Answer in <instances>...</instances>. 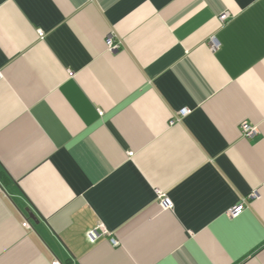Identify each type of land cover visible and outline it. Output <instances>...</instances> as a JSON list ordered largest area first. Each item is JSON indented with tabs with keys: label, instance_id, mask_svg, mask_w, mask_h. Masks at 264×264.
<instances>
[{
	"label": "crops",
	"instance_id": "0c3cea01",
	"mask_svg": "<svg viewBox=\"0 0 264 264\" xmlns=\"http://www.w3.org/2000/svg\"><path fill=\"white\" fill-rule=\"evenodd\" d=\"M0 71V264H264V0H0Z\"/></svg>",
	"mask_w": 264,
	"mask_h": 264
},
{
	"label": "built area",
	"instance_id": "2783aa9c",
	"mask_svg": "<svg viewBox=\"0 0 264 264\" xmlns=\"http://www.w3.org/2000/svg\"><path fill=\"white\" fill-rule=\"evenodd\" d=\"M229 17V14L228 13H225L221 16V20L222 21H225L227 20ZM41 36H43L42 33H40ZM209 43H210V47L212 48V50H216L219 48L220 44L217 40V38L215 36L211 37L210 40H209ZM107 47L109 49V51H112V50H115L119 47V44L116 43L114 41V38L112 36H110L108 39H107ZM2 77V72L0 71V78ZM181 115L182 116H185L189 113L188 109H182L180 111ZM241 130H242V134L244 137H247V138H250L252 137L256 132H257V128L256 127H253L251 125H249L247 122H243L242 125H241ZM2 190V186L0 184V191ZM157 197L159 199V203L162 207H164L165 209H172L173 208V203L172 201L170 200V198L167 196L166 193H164L163 191H157ZM252 198H255L257 197V194L256 193H253L251 195ZM244 210V203H241L240 205L234 207L233 209H231L229 211V215L231 217H237L238 215H240ZM25 226L26 227H30V224L29 223H25ZM101 230V234L104 235V234H108V231L103 227V228H100ZM89 237L90 239H92V241H94L96 239V233L95 232H92L89 234ZM112 243L114 245H117L118 242L115 241L114 239H112Z\"/></svg>",
	"mask_w": 264,
	"mask_h": 264
}]
</instances>
